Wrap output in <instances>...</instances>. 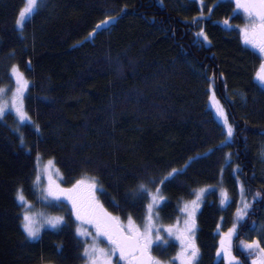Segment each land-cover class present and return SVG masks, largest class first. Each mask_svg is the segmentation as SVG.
Listing matches in <instances>:
<instances>
[{"label": "trees", "instance_id": "1", "mask_svg": "<svg viewBox=\"0 0 264 264\" xmlns=\"http://www.w3.org/2000/svg\"><path fill=\"white\" fill-rule=\"evenodd\" d=\"M184 1L46 0L20 29L25 0H0V89L14 90L11 68L17 66L28 81L31 117L25 125L10 113L0 118V264H85L69 207L49 204L33 183L39 159L54 160L65 187L96 177L104 207L123 221L130 214L138 225L150 202L137 192L145 177L158 181L147 187L163 197L157 214L164 226L202 194L194 218L196 264H224L217 261L219 229L232 226L241 196L250 207L236 246L244 239L264 246L260 54L240 35L237 25L245 22L231 19L233 4ZM109 17L112 24L96 28ZM201 28L210 43L197 36ZM211 88L233 126L226 145L209 107ZM191 158L183 174L159 183ZM18 188L35 211L67 223L27 238ZM224 194L227 204H221ZM178 248L155 246L152 255L170 262ZM235 253L250 264L248 254L237 247Z\"/></svg>", "mask_w": 264, "mask_h": 264}, {"label": "snow or ice", "instance_id": "2", "mask_svg": "<svg viewBox=\"0 0 264 264\" xmlns=\"http://www.w3.org/2000/svg\"><path fill=\"white\" fill-rule=\"evenodd\" d=\"M236 8L241 9L246 18V23L240 28V35L243 37L245 44L250 45L253 49H257L260 54L261 63L259 69L255 73L256 79L264 82V0H235ZM38 7V0H26L25 6L19 11L16 19L17 27H20L25 21L26 17L33 13ZM109 17L106 20L96 25L97 29L101 25L107 26ZM195 23H199V19L194 18ZM228 23L227 20L224 21ZM197 36L203 37V40L208 41L203 29L197 33ZM30 63V62H29ZM11 72L16 78V89L12 97L8 101L0 100V118L6 115V109L10 106L16 114L20 122L30 121L31 117L28 115L24 107V93L28 87V81L23 79V73L15 65L12 66ZM5 90L0 89V94ZM214 98V94H213ZM218 103V102H217ZM219 114L224 118L227 124V116L218 108ZM39 131V128L36 129ZM233 136V128L230 124L227 125L225 140L223 144H227ZM198 158V157H197ZM193 159L182 169L173 168L168 176L164 177L159 183L174 179L175 176L184 173L185 169L190 166ZM54 165V160H47L44 165V171L47 173V186L44 189L45 199L63 204L66 200L70 207L68 208L69 218H74L75 224L74 235L78 239L82 252L81 258L85 260V264H113V257H116L115 264H165L164 261L152 255L153 244L161 241L159 235L161 228L156 227L153 217V207L158 199H163L161 195H152L147 185H155L158 181L152 177H145L146 183H141L137 187L139 195L150 198V202L146 206V218L144 219L143 228L137 226L132 216L127 217V224L122 223L121 217L113 215L97 198V191L103 193L102 187H98V180L94 176L87 178H80L71 184V187H61L52 176L51 169ZM41 177L39 175V168L33 183H38ZM243 191V185H241ZM203 191V190H201ZM157 193L159 190L157 189ZM256 193V196H259ZM16 198L21 204L27 205L23 189L18 188ZM199 196L192 201L191 210L185 206V216L183 227L179 223L169 225L166 229L169 236H175L180 242V251L177 253L176 259H179L180 264H193L199 254V248L196 246L193 239V229L195 227L194 212L198 208ZM228 199L226 194L221 199V204H227ZM250 205L247 202L243 203V208L238 207L236 210V221L232 224L227 232L223 233L217 248V256L223 253L224 260L227 264H242L240 260L232 253V238L236 234L237 223L247 215ZM158 215V214H157ZM44 223H47L52 228H60L67 223L64 216H50L47 217ZM21 226L26 233L27 238L36 239L39 236L40 226L31 214V206H27L23 212ZM91 229V230H89ZM156 233L155 238L153 233ZM107 242V247H101V241ZM166 244L167 241H163ZM160 246V245H157ZM240 247L247 250L249 256L258 253V259L254 260L252 264H264V246L259 240H252L250 243L240 241Z\"/></svg>", "mask_w": 264, "mask_h": 264}, {"label": "rangeland", "instance_id": "3", "mask_svg": "<svg viewBox=\"0 0 264 264\" xmlns=\"http://www.w3.org/2000/svg\"><path fill=\"white\" fill-rule=\"evenodd\" d=\"M174 1H175V0H174ZM43 2L45 3L46 0H38V7L33 11V13H31L30 15H28V16L26 17V19H25V21L23 22V24H22L20 27H18V28H20V29L24 28V26L28 23V21H30V19H31V18L33 17V15L37 12V10L40 8V5H41ZM199 2H200V0H199ZM25 3H26V0H25ZM186 4H189L187 0L184 1L183 5H186ZM236 12L238 13L237 10H236ZM239 12H240V10H239ZM239 14H240V13H239ZM240 15H241V14H240ZM242 17H243V16H242ZM243 19H244L243 21L246 23V18L243 17ZM112 23H113V20H109V23H108L107 26L101 25V27H108V26H109L110 24H112ZM242 38H243V37H242ZM256 50H257V49H256ZM257 51H258V50H257ZM258 52H259V51H258ZM19 71H20V70H19ZM20 72H21V71H20ZM21 73H22V72H21ZM11 74H12V72H11ZM11 76H12V79H13V81H14V90H13L11 93H8L7 90L4 89L5 91H4L2 94H0V100H4V101H8V100H10V98H11L12 95H13V93L15 92V89H16V78L13 76V74H12ZM23 79H25L24 75H23ZM27 91H28V87H27V90H26L25 93H24V107H25V99H26V96H27ZM213 94H214V98H213ZM233 96H235V97L238 96L239 98H242V97H243L241 93H237V92H236V93H233ZM217 102H218V103H217ZM209 107H210V109L213 111V113L215 114V116H216V118L218 119V121L222 124V126H223V128H224V130H225V132H226L227 125L230 124V125L232 126V124H231V122L229 121V118H228V115H227L226 108H225V106L223 105L222 101L217 97L214 88H211V90H210ZM218 108H219L220 110H222V111L225 113V115L227 116V124H225V122H224V118L219 114ZM25 110H26V109H25ZM7 113H10V114L14 115L19 125H25V124L30 123V121L20 122V121L18 120V118L16 117L15 111H14L10 106L6 109V114H7ZM232 128H233V126H232ZM233 134H234V130H233ZM232 137H233V136H232ZM231 139H232V138H231ZM261 160L264 162V150H263V152L261 153ZM46 162H47V161H44V160H42V159H39V160H38L39 175H40L41 179H40V181H39L37 184H38L39 188H41V190H42V192H43L42 194H43V196H44V199H45V192H44V189H45L46 186H47V173L44 171V165L46 164ZM51 173H52L53 179H54L57 183H59L61 187H65V186H63V184H62V175H61L60 171L57 170V168L55 167V164L53 165V167H52V169H51ZM65 188H67V187H65ZM97 192H98V191H97ZM96 195H97V193H96ZM152 195H158V194L155 193V194H152ZM198 196H199V201H198V204H199L198 208H199V207L201 206V204H202L203 196H202V194H200V195H198ZM196 199H197V197H196L194 200H196ZM45 200H46L49 204H53V205H57V204H58V202L51 200V198H48V199H45ZM194 200H193V201H194ZM161 201H162L161 199H158V200L156 201V203L154 204V207H153L154 223H155L156 227L161 228V231H160V233H159V235H160V237H161V241H157V242H155V243L153 244V247H154V246H157V245H160V246H163V247H167L169 244H171V243H175V244H177V245L179 246L178 249H179V251H180V242H179V240H177V239L175 238V236H169L168 233H167V231H166V229H167L168 226H164V225H162V224L159 222V220H158L157 210H158V208H159V206H160V204H161ZM191 202H192V201H191ZM191 202L185 203V204L183 205V207H182V211H181V216H180L179 220H178L177 222H175V224L179 223V226H180V227H183L184 220L186 219L185 211H184V210H185V206L187 205L188 209L191 210V208H192V203H191ZM244 202H246V200H245V198H244L243 196H241V199H240V202H239V205H240L239 207H240V208H243V203H244ZM247 203H248V202H247ZM63 204H65V205H67L68 207H70V205H68V203H67L66 200L64 201ZM248 204H249V203H248ZM29 205H30V204L24 205V207H23V208H24L23 212L26 210L27 206H29ZM30 206H31V205H30ZM198 208H196V210H195V212H194V218H195V215H196V212H197V209H198ZM31 214L33 215L34 219L37 221V225L40 226V232H39V236H38V238H39L40 235H41L44 231H46V230H54V229L56 230V229H57V228H52V227H51L50 225H48L47 223H44V221L46 220V218H47V217H50L51 215H49V214H47V213H45V212L35 211L32 207H31ZM245 216H246V215H245ZM245 216L243 217L242 220H240V221L237 223L236 234L233 236L232 241H231V244H232V253H233V255L236 256L237 259L240 260L241 262H242L241 258L238 257V256L236 255V253H235V247L239 248L243 253L247 254V250H246V249H243V248L240 247V242L238 243V246H236V238H237V236H238V232H239L240 225L243 223ZM121 221H122V223L127 224V220H126V221L121 220ZM235 221H236V213H235V216H234V218H233V223H234ZM134 223H135V222H134ZM135 224H136V223H135ZM143 224H144V222H143L141 225H138V224H136V225L139 226V227H141V229H142V228H143ZM175 224H173V225H175ZM231 227H232V226H231ZM195 229H196V228L194 227V229H193V239H194V240H195ZM258 229H259V228H258ZM258 229H257V230H258ZM89 230H91V229H89ZM219 230H220L219 235H220V239H221V236L223 235V233H225V232H227V231H222L221 229H219ZM260 230H261V229H260ZM256 234H257V231L254 232V233H252L251 235H253V237L256 238V237H257ZM155 235H156V233L154 232V233H153V237H154V238H155ZM251 235H250V237H251ZM38 238H36V239H31V240H37ZM165 240L167 241V243H166V244H163L162 242L165 241ZM255 240H258V239H255ZM219 241H220V240H219ZM242 241H245V242H247V243H250V242H251V241H249V239H244V240H242ZM100 246L106 248L108 245H107V242H106V241L102 240ZM179 251H178V252H179ZM176 256H177V255H176ZM176 256L171 260L170 263L167 262V263H165V264H180V261H179V259H176ZM198 257H199V256H197V258H196V260H195L196 262L194 261L193 264H196V263H197ZM247 257H248V260L250 261V264H252V262H253L254 260L258 259V253H257V254H253V255H251V256L248 255ZM115 260H116V257H113V264H115ZM221 260L224 262V264H227V261L224 260L223 253H221V255L217 256V261H221Z\"/></svg>", "mask_w": 264, "mask_h": 264}, {"label": "flooded vegetation", "instance_id": "4", "mask_svg": "<svg viewBox=\"0 0 264 264\" xmlns=\"http://www.w3.org/2000/svg\"><path fill=\"white\" fill-rule=\"evenodd\" d=\"M223 3H225V2H228L229 4H233V6H234V8H235V11H234V13H233V15H232V17H231V19H235V18H237L238 16H240L239 18L241 19V20H244L243 19V17L245 18V16H244V13H243V11L241 10V9H238V8H236V4H235V0H221ZM236 10L238 11V13L236 12ZM239 10H240V12H239ZM241 15H240V14ZM243 16V17H242ZM195 244H196V246H197V243H196V238H195ZM155 247V246H154ZM198 247V246H197ZM153 249V248H152ZM198 256H199V254H198ZM168 263H170L169 261H167ZM167 262H165V263H167ZM196 262V261H195Z\"/></svg>", "mask_w": 264, "mask_h": 264}, {"label": "water", "instance_id": "5", "mask_svg": "<svg viewBox=\"0 0 264 264\" xmlns=\"http://www.w3.org/2000/svg\"><path fill=\"white\" fill-rule=\"evenodd\" d=\"M264 83V82H263Z\"/></svg>", "mask_w": 264, "mask_h": 264}]
</instances>
